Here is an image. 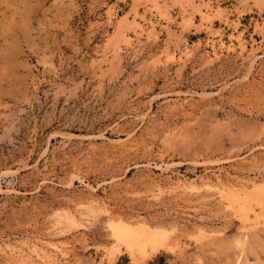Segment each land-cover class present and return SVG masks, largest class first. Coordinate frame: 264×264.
Returning <instances> with one entry per match:
<instances>
[{"label": "rangeland", "instance_id": "obj_1", "mask_svg": "<svg viewBox=\"0 0 264 264\" xmlns=\"http://www.w3.org/2000/svg\"><path fill=\"white\" fill-rule=\"evenodd\" d=\"M0 264H264V0H0Z\"/></svg>", "mask_w": 264, "mask_h": 264}, {"label": "bare ground", "instance_id": "obj_2", "mask_svg": "<svg viewBox=\"0 0 264 264\" xmlns=\"http://www.w3.org/2000/svg\"><path fill=\"white\" fill-rule=\"evenodd\" d=\"M65 218L67 220H69L73 225H75V218L72 215L68 214V215H66ZM123 234L126 237H129V238L131 237V238H133V239H135L137 241H140L141 239H143V240L144 239H150V240H153L154 242L157 241V238L152 237L153 235L157 234V232H153V231L151 232V230L148 227H144V226L143 227H139V228L138 227L133 228L131 226H124Z\"/></svg>", "mask_w": 264, "mask_h": 264}]
</instances>
